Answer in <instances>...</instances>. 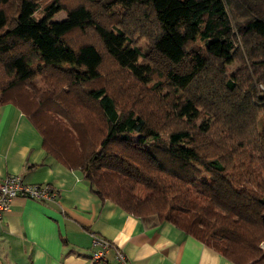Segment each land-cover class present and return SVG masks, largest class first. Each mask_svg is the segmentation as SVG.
<instances>
[{
  "label": "trees",
  "instance_id": "obj_1",
  "mask_svg": "<svg viewBox=\"0 0 264 264\" xmlns=\"http://www.w3.org/2000/svg\"><path fill=\"white\" fill-rule=\"evenodd\" d=\"M7 102L102 198L264 264V0H0Z\"/></svg>",
  "mask_w": 264,
  "mask_h": 264
},
{
  "label": "crops",
  "instance_id": "obj_2",
  "mask_svg": "<svg viewBox=\"0 0 264 264\" xmlns=\"http://www.w3.org/2000/svg\"><path fill=\"white\" fill-rule=\"evenodd\" d=\"M9 174L50 184L59 198L12 200L0 220V264H91L93 233L123 250L129 264H236L174 223L136 216L93 192L81 168L48 153L13 102L0 104V178ZM107 255L113 262L115 249Z\"/></svg>",
  "mask_w": 264,
  "mask_h": 264
},
{
  "label": "built area",
  "instance_id": "obj_3",
  "mask_svg": "<svg viewBox=\"0 0 264 264\" xmlns=\"http://www.w3.org/2000/svg\"><path fill=\"white\" fill-rule=\"evenodd\" d=\"M24 197L40 201H55L59 198V192L50 184L26 183L19 175L9 174L0 178V220L9 210L15 197ZM93 252L91 264H129L125 252L103 236L92 234ZM115 249L114 261L108 258V251Z\"/></svg>",
  "mask_w": 264,
  "mask_h": 264
},
{
  "label": "rangeland",
  "instance_id": "obj_4",
  "mask_svg": "<svg viewBox=\"0 0 264 264\" xmlns=\"http://www.w3.org/2000/svg\"><path fill=\"white\" fill-rule=\"evenodd\" d=\"M43 13L42 11L40 10L38 12V16H42ZM68 17V13L67 11L63 10V11H60L58 13H56L53 18H52V21H63L65 20L66 18ZM139 40V39H138ZM139 46H141L142 48H145L146 45L148 44V42L146 40H140L139 41ZM237 68V64L236 63H231V64H228V70L230 71V74L233 73V71ZM262 247L264 248V244H262Z\"/></svg>",
  "mask_w": 264,
  "mask_h": 264
}]
</instances>
